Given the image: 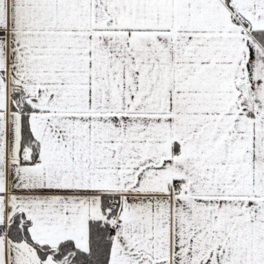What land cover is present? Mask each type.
<instances>
[{"label":"snow or ice","instance_id":"1","mask_svg":"<svg viewBox=\"0 0 264 264\" xmlns=\"http://www.w3.org/2000/svg\"><path fill=\"white\" fill-rule=\"evenodd\" d=\"M0 264H264V0H0Z\"/></svg>","mask_w":264,"mask_h":264}]
</instances>
